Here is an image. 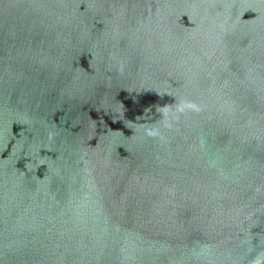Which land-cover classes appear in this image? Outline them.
I'll list each match as a JSON object with an SVG mask.
<instances>
[{"label":"water","instance_id":"water-1","mask_svg":"<svg viewBox=\"0 0 264 264\" xmlns=\"http://www.w3.org/2000/svg\"><path fill=\"white\" fill-rule=\"evenodd\" d=\"M0 264H264V0H0Z\"/></svg>","mask_w":264,"mask_h":264}]
</instances>
